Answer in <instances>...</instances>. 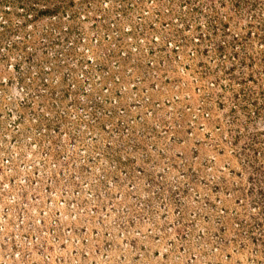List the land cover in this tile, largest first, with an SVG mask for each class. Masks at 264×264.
I'll list each match as a JSON object with an SVG mask.
<instances>
[{
	"label": "rangeland",
	"instance_id": "374dc122",
	"mask_svg": "<svg viewBox=\"0 0 264 264\" xmlns=\"http://www.w3.org/2000/svg\"><path fill=\"white\" fill-rule=\"evenodd\" d=\"M0 264H264V0H0Z\"/></svg>",
	"mask_w": 264,
	"mask_h": 264
}]
</instances>
